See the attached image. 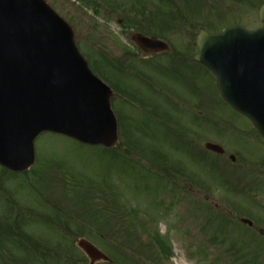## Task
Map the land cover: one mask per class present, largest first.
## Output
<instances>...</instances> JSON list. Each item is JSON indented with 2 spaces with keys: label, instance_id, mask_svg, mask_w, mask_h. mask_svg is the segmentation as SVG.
<instances>
[{
  "label": "rangeland",
  "instance_id": "1",
  "mask_svg": "<svg viewBox=\"0 0 264 264\" xmlns=\"http://www.w3.org/2000/svg\"><path fill=\"white\" fill-rule=\"evenodd\" d=\"M46 1L70 23L82 54L99 62L95 67L104 62L126 70L116 78L160 99L169 117L115 99L124 141L118 149L41 133L31 173L12 177L0 165V215L8 198L16 203L24 230L45 250L58 248L57 262L47 258L48 264H89L78 237L111 264H245L256 255L264 264L258 231L264 229V141L222 99L214 76L186 59L201 29L260 26L264 0H95V7ZM139 23L169 43L167 58L137 49L131 33L142 29ZM206 142L221 145L226 156L207 152ZM16 248H0L1 264L9 257L44 264L42 255Z\"/></svg>",
  "mask_w": 264,
  "mask_h": 264
},
{
  "label": "water",
  "instance_id": "2",
  "mask_svg": "<svg viewBox=\"0 0 264 264\" xmlns=\"http://www.w3.org/2000/svg\"><path fill=\"white\" fill-rule=\"evenodd\" d=\"M259 18L264 23V4ZM132 39L143 48H169L141 33ZM196 46L194 59L215 73L223 98L264 137V25H235L221 33L201 30ZM110 96V87L80 55L69 24L45 0H0V164L28 170L34 141L44 131L114 146L118 123ZM206 147L223 152L217 144ZM79 246L91 264L109 260L86 239Z\"/></svg>",
  "mask_w": 264,
  "mask_h": 264
},
{
  "label": "trees",
  "instance_id": "3",
  "mask_svg": "<svg viewBox=\"0 0 264 264\" xmlns=\"http://www.w3.org/2000/svg\"><path fill=\"white\" fill-rule=\"evenodd\" d=\"M81 1H85L86 3H94L95 2L93 0H81ZM170 2L174 1V0H169ZM177 1V0H176ZM96 65H99L98 61H95ZM97 70V67H96ZM90 211V210H89ZM97 212L95 211L94 214H96ZM4 224L0 226V248L3 247V245L5 244L6 246H11L14 248H20L21 250H24L25 253L27 252L29 255L31 253L35 254V255H40L39 257H44V264H48L47 261L50 259L47 255H45V252L40 248V246L36 243H34L31 239V237L26 234L24 236V239H22L21 237V233H20V225L19 222L16 219H11L9 217H5V222H3ZM16 246V247H15ZM16 248V249H17ZM26 256H29L27 255ZM56 256H52L51 258L53 260H55V262H57V258H55ZM1 264V263H0ZM2 264H20L17 260L13 261V258L10 259V257L8 259H4Z\"/></svg>",
  "mask_w": 264,
  "mask_h": 264
},
{
  "label": "flooded vegetation",
  "instance_id": "4",
  "mask_svg": "<svg viewBox=\"0 0 264 264\" xmlns=\"http://www.w3.org/2000/svg\"><path fill=\"white\" fill-rule=\"evenodd\" d=\"M152 50L153 49H151V50H149L147 53H153L152 55H155V54H158L159 55V53H154V52H152ZM130 52L128 51V52H126V54H129ZM124 57H126V56H124ZM168 56L167 55H161V58L163 59V58H167ZM162 70V69H161ZM150 74V73H149ZM127 87V89H129V90H131V94H132V96L133 97H135V99L137 100V101H139V100H141V101H149V102H154V107L155 106H158L159 104H160V99H158L159 100V103H157L156 101V99H153V98H151V96L150 95H148V94H145V90L143 89V87H141L139 90H138V88L136 87V86H132V85H128V86H126ZM163 102V101H162ZM163 105V104H162ZM158 112H160V113H158ZM166 111L165 110H161V111H159V110H157L156 111V113H158V114H164ZM225 155V154H224ZM229 158H231V155H229ZM251 228H254V226H251ZM255 229H257V228H255Z\"/></svg>",
  "mask_w": 264,
  "mask_h": 264
}]
</instances>
